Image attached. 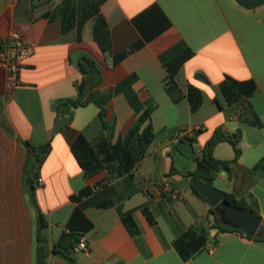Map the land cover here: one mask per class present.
<instances>
[{
  "label": "crops",
  "instance_id": "crops-1",
  "mask_svg": "<svg viewBox=\"0 0 264 264\" xmlns=\"http://www.w3.org/2000/svg\"><path fill=\"white\" fill-rule=\"evenodd\" d=\"M64 2L0 0V53L2 39L13 32L34 47L12 91L0 64V264H34L36 213L25 184V141L34 146L51 142L34 173L36 202L50 223L46 264H69L54 248L77 264H264V240L212 228V206L193 193L188 177L218 128L235 137L240 131L242 154L237 160L230 143L216 146L214 156L229 161L231 173L221 171L213 184L237 199L251 195L263 224L264 5L246 8L237 0H73L75 25L63 32L59 9ZM96 6L111 34L107 52L93 38L94 17L83 19ZM139 41L140 48L113 62ZM83 56L100 65L103 80L91 94L93 102L77 108L70 125L55 133V104L77 95L75 84L82 78L77 63ZM228 76L254 82L255 92L229 102L220 90ZM190 85L203 95L196 111L188 100ZM111 88L106 120L115 119V128L110 137L95 101ZM128 88L152 108L155 137L130 176L117 178L105 169L88 173L71 146L84 135L105 164L108 145L137 120L124 94ZM198 126L202 130L192 140L196 156L189 158L176 147L173 134ZM86 188L92 191L74 198ZM189 228L204 230L207 241L184 260L174 243ZM81 237L87 240L86 251L78 245Z\"/></svg>",
  "mask_w": 264,
  "mask_h": 264
},
{
  "label": "trees",
  "instance_id": "trees-1",
  "mask_svg": "<svg viewBox=\"0 0 264 264\" xmlns=\"http://www.w3.org/2000/svg\"><path fill=\"white\" fill-rule=\"evenodd\" d=\"M59 14L63 32H66L74 27L77 8L73 0H65L59 9ZM92 17L95 19L92 28L93 38L102 51L107 52L111 46V34L108 23L104 16L100 13L98 6L95 7L94 12L91 11V13H85L83 19H90ZM81 29L82 26H79V32H81ZM142 45L143 43L141 41L133 44L128 50H125L114 57L113 62L117 63L121 61ZM77 64L82 74V78L75 84L77 95L75 97L60 99L56 102L55 110L57 118L69 117L71 121L77 108L84 107L93 102L91 94L103 80L102 68L94 59L88 56H83L79 59ZM220 90L229 102H233L241 95L251 96L255 92L256 86L252 81H238L228 76L221 83ZM124 94L128 103L134 109L137 115V120L126 135L119 137L114 144L108 145L109 150L104 154V165L99 158L100 152L95 149V147L86 139L84 135L80 134L71 146V151L77 162L88 173H96L105 169L109 174L114 175L117 178L124 177L126 175L130 176L134 167L145 157L147 149L155 137L151 123L152 108L145 107L132 88L126 89ZM113 95L114 89L111 88L99 100L95 101L100 108L98 119L100 120L103 128L109 131L110 137L113 136L115 119L111 120V122L106 120V108ZM188 100L190 102L191 109L196 111L203 103L202 92L193 85H190ZM2 125L7 132L13 134L12 130L8 128L5 123ZM68 125H70V122L67 126ZM221 142H228L233 146L236 155L235 160H237L242 154V150L239 147L240 141L237 137L229 135L223 128H218L213 133L211 138L206 142L201 150V155L197 162V168L193 172L188 173L193 193L204 200L206 199L199 195V188L201 184L207 180L214 181L221 171H228L231 173L230 162L217 159L214 156V150ZM22 143L27 151L25 184L26 187H30V203L36 213L34 227V264H46L49 248L47 228L50 223L43 212L39 209L36 202L34 173L39 166L42 155H45L50 151L51 142L42 146H34L28 141ZM262 164L264 166V158ZM91 191V188H86L74 198L84 197ZM227 201L230 205L236 208H249L259 216L258 204L255 199L251 198V195L242 199H237L233 194L227 193ZM144 211L151 222L152 219L149 211L147 209ZM218 211L222 213L218 207H212L210 209V213L213 215V221L211 223L212 228H215L218 231H233L245 235L242 230L229 227L222 222ZM130 226L132 225L130 224ZM254 238L264 240V222ZM206 241L207 237L204 230L199 231L195 228H189L176 239L174 245L181 257L184 260H188L205 247ZM53 251L59 254V256L69 264H77L76 260L70 254L57 251L55 248Z\"/></svg>",
  "mask_w": 264,
  "mask_h": 264
},
{
  "label": "water",
  "instance_id": "water-1",
  "mask_svg": "<svg viewBox=\"0 0 264 264\" xmlns=\"http://www.w3.org/2000/svg\"><path fill=\"white\" fill-rule=\"evenodd\" d=\"M237 1L246 8H256L264 5V0ZM69 122V117L58 118L55 122L54 132H60ZM237 137L240 138V131ZM177 147L187 157L195 158L196 153L191 139L184 138L177 144ZM199 195L208 200L212 207H218L222 211L220 219L227 226L242 230L248 237L257 235L262 225V218L249 208H236L230 205L227 201L226 192L214 186L212 180H207L201 184Z\"/></svg>",
  "mask_w": 264,
  "mask_h": 264
},
{
  "label": "built area",
  "instance_id": "built-area-1",
  "mask_svg": "<svg viewBox=\"0 0 264 264\" xmlns=\"http://www.w3.org/2000/svg\"><path fill=\"white\" fill-rule=\"evenodd\" d=\"M0 64L7 72V84L9 91L19 84V73L24 62L34 53V47L27 42L24 36L20 33L13 32L1 41ZM202 127L195 128H180L173 134V141L179 143L184 138L193 139L197 132H200ZM38 182H42L41 179ZM178 197L177 194L174 195ZM80 249L87 250V240L81 237L78 243Z\"/></svg>",
  "mask_w": 264,
  "mask_h": 264
},
{
  "label": "rangeland",
  "instance_id": "rangeland-1",
  "mask_svg": "<svg viewBox=\"0 0 264 264\" xmlns=\"http://www.w3.org/2000/svg\"><path fill=\"white\" fill-rule=\"evenodd\" d=\"M218 213L221 215V213L218 211Z\"/></svg>",
  "mask_w": 264,
  "mask_h": 264
}]
</instances>
